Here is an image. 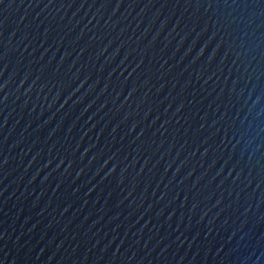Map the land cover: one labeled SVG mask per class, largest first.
Listing matches in <instances>:
<instances>
[{
	"label": "water",
	"instance_id": "water-1",
	"mask_svg": "<svg viewBox=\"0 0 264 264\" xmlns=\"http://www.w3.org/2000/svg\"><path fill=\"white\" fill-rule=\"evenodd\" d=\"M0 264H264V0H0Z\"/></svg>",
	"mask_w": 264,
	"mask_h": 264
}]
</instances>
